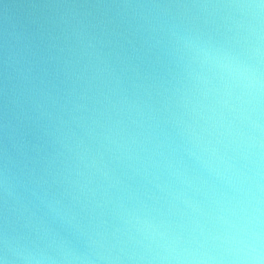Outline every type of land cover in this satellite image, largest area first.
I'll return each mask as SVG.
<instances>
[{"label": "clouds", "instance_id": "obj_1", "mask_svg": "<svg viewBox=\"0 0 264 264\" xmlns=\"http://www.w3.org/2000/svg\"><path fill=\"white\" fill-rule=\"evenodd\" d=\"M0 264H264V0H0Z\"/></svg>", "mask_w": 264, "mask_h": 264}, {"label": "water", "instance_id": "obj_2", "mask_svg": "<svg viewBox=\"0 0 264 264\" xmlns=\"http://www.w3.org/2000/svg\"><path fill=\"white\" fill-rule=\"evenodd\" d=\"M9 2V0H5V3Z\"/></svg>", "mask_w": 264, "mask_h": 264}]
</instances>
